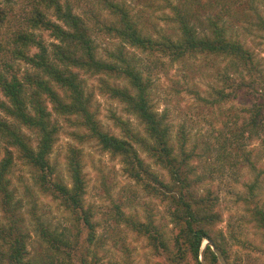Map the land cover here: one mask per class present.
Listing matches in <instances>:
<instances>
[{"label":"trees","instance_id":"obj_1","mask_svg":"<svg viewBox=\"0 0 264 264\" xmlns=\"http://www.w3.org/2000/svg\"><path fill=\"white\" fill-rule=\"evenodd\" d=\"M98 1L117 17L115 22L100 23L102 29L115 34L121 41L117 47L107 51L112 61L98 59L86 21L74 13L69 3L61 0H39L41 7L35 8L33 16L28 18V29L25 25L14 31L5 49L1 60L3 69H0V90L4 96V99L0 98V110L18 123L11 124L0 116V132L6 137L5 155H0V264H118L114 260L106 262L99 253V246L104 245V239L97 237L98 223L94 221L95 213L92 208H86L84 203L86 179L81 151L72 148L67 155L71 186L55 177V169L50 164L49 156L56 141L57 128L51 120L49 102L57 113L82 115L84 126L90 129L89 135L99 146L115 155H122L129 176L145 182L147 190L162 196L170 205L168 216L173 224L170 237L157 224L155 215L150 210L144 219H140L117 205L113 218L118 225L125 224L133 233L146 237L153 253L165 254L167 260H170L169 264H224L222 258L226 264H247L246 257L250 258L251 252H245L246 257L234 254L230 239L219 227L222 220L221 212L217 209L220 197L214 193L212 186L201 193L195 186L198 181L201 182L202 173H198L196 165H191L189 161L196 154L197 157L201 156L197 152L200 140L197 138L194 146L189 147L192 140L191 129L181 124L177 131V140L173 142L174 126L165 113H159L155 109L149 93L150 78L141 67L142 59L130 49H139L152 57L162 52L169 54L174 61L188 54H208L230 56L232 60L241 62L248 68L247 75L251 79L234 81V86L239 90L246 87H252L254 91L261 89L263 103L246 107V111L252 116L248 117L249 121H244L240 136H244L246 130L258 134L256 131L263 124L261 117L264 111V85L263 88L260 87L263 79L256 71L254 54L239 39L228 36V27L219 18L209 17V33L201 35L198 27L192 23L190 14L175 7L178 38L174 39L166 33L154 37L140 26L127 5L117 0ZM43 7L54 9L60 23L48 19ZM4 18V11L0 8V22ZM33 29L51 30V34L60 42L53 43L49 48L46 41L35 35ZM33 47L38 50L32 54ZM24 63L29 64L33 70L27 68L22 72ZM70 66L94 68L97 72L105 71L107 75H113L114 72L126 80L127 86L105 83L107 92L121 100L129 113L137 116L144 127V134L130 135L134 139L132 142L102 128L96 114L90 110L93 99L85 93L78 78L79 73ZM216 92V102H222L230 96L224 89ZM211 123L213 127L214 123ZM22 126L38 135L36 144ZM230 128L231 133L235 132L232 140L222 129L220 133L209 129L210 133L205 135L208 139H203L205 149L213 147L217 151H224L218 158L220 161L232 157L229 145L240 139L237 136L239 132L233 131L234 127ZM213 142L222 143L218 146ZM11 146H15L21 157L37 169L34 177L39 190L58 199L74 215L72 223L76 227L64 225L66 227L63 229H53L33 209L32 219L36 221L35 230L40 235L41 244L36 252L28 248L32 234L26 230L27 218L22 211L23 200L16 199V188L12 186L10 175L16 156L15 151L10 149ZM140 149L156 165L169 172L174 185L158 180L157 173L152 171L151 165L145 163L139 154ZM247 160H250L249 157ZM192 175L199 177L192 178ZM149 176L147 181L145 177ZM260 177L259 171L255 181L248 185L253 198ZM253 198H245V202L250 204V199L253 202ZM248 210L254 216L256 227L264 234V208L256 202ZM205 241L209 242L206 246ZM236 244L245 249L251 246L246 241H238ZM125 252H129L130 258L131 251Z\"/></svg>","mask_w":264,"mask_h":264},{"label":"rangeland","instance_id":"obj_2","mask_svg":"<svg viewBox=\"0 0 264 264\" xmlns=\"http://www.w3.org/2000/svg\"><path fill=\"white\" fill-rule=\"evenodd\" d=\"M61 1L69 3L74 13L86 21L88 34L92 39L98 59L106 62L112 61L107 51L117 47L121 41L115 34L102 29L100 23L115 22L117 17L98 0ZM117 1L127 5L130 12L134 13L140 22V26H143L147 33L154 37H160L161 33H166L174 39L178 38L175 7L190 14L192 23L198 27L201 35L209 33L207 23L209 17L219 18L221 23L228 27V36L239 39L251 49L256 60V71L262 75L263 82L260 87L263 88L264 0ZM37 7H41L39 0H0V8L5 16L0 22V69L5 49L14 31L25 25L26 28L29 27L28 18L33 16ZM43 12L51 21L60 23L55 16L54 9L48 10L43 7ZM33 31L38 38L46 41L49 48L53 43L60 42L51 34V30L33 29ZM2 45L3 48H1ZM37 50V47H33L31 53ZM130 50L142 59V65H140L150 78L149 93L155 109L159 113H165L174 126L173 142L177 140V131L181 124L191 129L192 140L189 147L194 146L197 138L200 140L197 152L201 156L197 157L198 154H196L189 161L191 165H196L198 173H202L201 182L198 181L195 186L198 187L200 193L213 187L214 193L220 197L217 209L221 212L222 220L219 222V227L230 239L233 253L246 257L244 253L251 252L250 258L246 257L247 264H264V234L256 227L254 216L248 210L256 202L264 208V111L261 117L263 124H260L256 131L258 134L246 130L244 136L242 134L240 136L244 121H249L252 116L246 111V107L262 104L263 99L260 96L262 92L261 89L254 91L252 87L239 90L233 83L242 78L250 80L251 76L247 75L248 68L241 62L232 60L230 56L188 54L174 61L169 54L162 52L152 57L139 49ZM27 68L32 69L29 64H22V72ZM70 68L79 73L78 78L85 93L93 99L90 110L96 114L102 128L132 142L134 139L130 135L144 134V127L137 116L129 113L121 100L107 92L105 83L127 86L126 80L114 72L113 75H107L105 71L97 72L94 68L78 66H70ZM221 89H224L230 96L224 98L222 102H216L218 97L216 91ZM0 98L4 99L1 90ZM48 106L52 111V123L57 128L56 141L49 156L50 164L55 169V177L71 186L67 155L70 154L72 148L81 151L83 173L86 179L84 203L86 208L89 210L92 208L95 213L94 221L98 223L97 237L104 239V245L99 246L100 255L104 256L106 262L114 260L118 264H169L170 260H167L165 254L155 255L153 253V248L149 246L146 237L133 233L125 224L118 225L113 218L117 205H120L128 214L136 215L140 219H144L145 214L150 210L155 215L157 224L163 227L167 236L170 237L173 233V224L168 216L170 208L168 202L162 196H157L154 192L147 190L145 182H139L129 176L122 155H115L99 146L97 141L89 135L90 129L84 126L82 115L57 113L52 109V103L49 102ZM0 116L11 124L18 123L2 110H0ZM211 122L214 123L213 127ZM230 127H234L233 131L239 132L237 136L240 139L236 140L233 145H229L232 157L220 161L218 158L224 151H217L213 147L205 149L203 139L207 140L205 135L210 133L209 129H214V133L223 131L232 140L235 132L231 133ZM21 128L31 135L33 143L36 144L38 135L24 126ZM5 140L6 137L0 132L1 156L5 155ZM214 143L219 146L222 142ZM10 149L15 151L16 156L10 175L12 186L16 188V199H22L24 203L22 211L27 218L26 230L32 234L28 248L36 252L41 244L40 235L35 230L36 221L32 219L33 209L53 229H63L66 227L64 225L76 227L72 223L74 215L67 211L58 199L39 190L34 177L37 169L21 157L15 150V146H11ZM212 149L213 152H211ZM139 154L145 163L151 165L152 171L157 173L158 180L174 185L166 169L156 165L142 149ZM248 157L250 160H247ZM259 171L261 177L257 183L255 198H253L248 185L255 181ZM196 177L199 176L192 175V178ZM145 178L148 181L150 176ZM248 197L254 199L253 202L250 199V204L245 202V198ZM76 230L75 228L74 231ZM238 241H246L251 246L248 249L242 248L236 244ZM208 243L205 241L204 246ZM2 246L5 248L4 245ZM126 250L131 251L130 258ZM222 262L224 263L225 260Z\"/></svg>","mask_w":264,"mask_h":264},{"label":"water","instance_id":"obj_3","mask_svg":"<svg viewBox=\"0 0 264 264\" xmlns=\"http://www.w3.org/2000/svg\"><path fill=\"white\" fill-rule=\"evenodd\" d=\"M222 260L224 261V259L222 258ZM224 264H226L225 262H224Z\"/></svg>","mask_w":264,"mask_h":264}]
</instances>
